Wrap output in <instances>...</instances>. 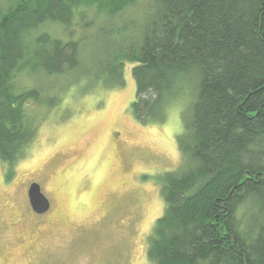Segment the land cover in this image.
Wrapping results in <instances>:
<instances>
[{
	"label": "trees",
	"instance_id": "trees-1",
	"mask_svg": "<svg viewBox=\"0 0 264 264\" xmlns=\"http://www.w3.org/2000/svg\"><path fill=\"white\" fill-rule=\"evenodd\" d=\"M91 32L101 47L86 65ZM127 63L139 121H166L177 105L184 128L183 164L160 177L166 206L148 264H264V0H0L7 178L36 139L38 106L60 104L45 97L46 78L115 87ZM21 73L36 85L19 90Z\"/></svg>",
	"mask_w": 264,
	"mask_h": 264
},
{
	"label": "rangeland",
	"instance_id": "rangeland-1",
	"mask_svg": "<svg viewBox=\"0 0 264 264\" xmlns=\"http://www.w3.org/2000/svg\"><path fill=\"white\" fill-rule=\"evenodd\" d=\"M48 27L56 33L61 26ZM100 47L91 32L83 42L84 64L93 63ZM51 77L42 84L45 97L59 95L60 104L38 106L43 122L12 165L11 179L0 159V264H148L150 235L166 206L160 177L184 161L180 108L173 106L166 121L141 123L130 108L136 95L131 63L115 87L92 89L87 81L72 87L77 81L70 75L68 88L64 76ZM14 83L19 90L36 85L24 73ZM33 177L52 198L53 225L28 214L23 220L24 191ZM23 228L31 233L25 238L17 233Z\"/></svg>",
	"mask_w": 264,
	"mask_h": 264
},
{
	"label": "flooded vegetation",
	"instance_id": "flooded-vegetation-1",
	"mask_svg": "<svg viewBox=\"0 0 264 264\" xmlns=\"http://www.w3.org/2000/svg\"><path fill=\"white\" fill-rule=\"evenodd\" d=\"M37 183L40 185L41 190H42V186H41V182L40 180H38L37 178H31L28 182L27 185L25 187V191H24V199H25V208L26 211L22 213L23 216V220L26 221V215L28 214V216L31 218L32 221H37L39 223H42V225H53L56 222V219L53 218L52 215V210H53V203H52V198L51 196L46 195L43 190L42 193L46 196V198L49 200V209L44 211V212H37L30 201L29 198V190L32 184ZM27 222V221H26ZM18 225V224H17ZM25 227V225H24ZM19 228V227H18ZM34 231H32L33 233H36L39 230H42L40 228H35L33 229ZM18 236H20L21 238H25L27 235L31 234L28 233L27 230H25V228L23 229H18L17 230Z\"/></svg>",
	"mask_w": 264,
	"mask_h": 264
},
{
	"label": "water",
	"instance_id": "water-1",
	"mask_svg": "<svg viewBox=\"0 0 264 264\" xmlns=\"http://www.w3.org/2000/svg\"><path fill=\"white\" fill-rule=\"evenodd\" d=\"M29 198L33 208L37 212H44L49 209V200L42 193L41 187L39 184L34 183L31 185L29 190Z\"/></svg>",
	"mask_w": 264,
	"mask_h": 264
}]
</instances>
